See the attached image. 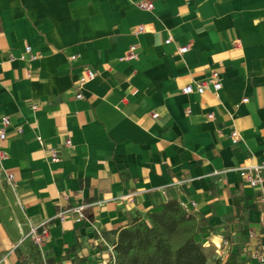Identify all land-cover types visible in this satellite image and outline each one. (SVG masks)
Instances as JSON below:
<instances>
[{
	"label": "crops",
	"instance_id": "0c3cea01",
	"mask_svg": "<svg viewBox=\"0 0 264 264\" xmlns=\"http://www.w3.org/2000/svg\"><path fill=\"white\" fill-rule=\"evenodd\" d=\"M3 118L0 264H106L167 202L206 264H257L264 171H241L264 165V0H0Z\"/></svg>",
	"mask_w": 264,
	"mask_h": 264
},
{
	"label": "rangeland",
	"instance_id": "374dc122",
	"mask_svg": "<svg viewBox=\"0 0 264 264\" xmlns=\"http://www.w3.org/2000/svg\"><path fill=\"white\" fill-rule=\"evenodd\" d=\"M152 213H141L134 219L130 227L136 232L134 248L125 257L115 255L116 264H149L158 255L156 247L167 248L173 255L176 247L190 239L194 225L180 208L170 207L165 217Z\"/></svg>",
	"mask_w": 264,
	"mask_h": 264
},
{
	"label": "built area",
	"instance_id": "2783aa9c",
	"mask_svg": "<svg viewBox=\"0 0 264 264\" xmlns=\"http://www.w3.org/2000/svg\"><path fill=\"white\" fill-rule=\"evenodd\" d=\"M137 6L140 9H145V10H152L153 9V4L151 2H139L137 4ZM142 29L139 28V31H141ZM167 42H169V40H167ZM30 50V48L28 46H26V52H28ZM180 53H184L187 51V47H182L179 48L178 50ZM136 53H135V46L130 47L127 55H126V59L131 60V59H135L136 58ZM92 76V72L90 70H86L85 72V77H82L80 79V83H83L87 78H90ZM212 84L213 89L216 91L220 88V84L217 81H209ZM209 82H200L198 83L195 88H193L192 86L188 85L182 88V92L184 94H191L193 92H196L198 94H202L206 88V84ZM76 98H81V94H77ZM243 102L247 101V98H244L242 100ZM35 108V107H34ZM152 117H156L155 114H152ZM209 117H212V114H209ZM1 129H0V139L4 140L5 139V128L9 125V120L7 118H3L2 122H1ZM17 132H20V128L17 129ZM231 139H232V143L233 144H237L240 137L238 135L237 132L233 131L230 135ZM70 144V140H66V145ZM0 155H2L0 153ZM56 154L55 152H52V161H56ZM262 171H264V165H254V166H249V167H245L242 169L241 171V178L242 181L244 183H246L249 186H257L258 184H260V182L262 181ZM12 175H7V179H11ZM86 206L84 205H79L76 208H74V212L78 214V221H81L82 219L85 218V211ZM59 217L60 220H63V212L59 213ZM260 228L262 230H264V217H262L261 221H260ZM97 234L99 235L97 241L100 243H105V241L103 240V238L100 236L99 231L97 230ZM29 236L31 238V240L33 241V243L37 246H41L45 239L48 237V231L44 226L41 227H32L29 231ZM251 237H253V234H250ZM201 248L204 247V245H200ZM107 251H108V255H109V259L106 262V264H116V257H115V251H114V246H108L107 247ZM255 259L257 264H264V242H259L258 246H257V251H256V255H255Z\"/></svg>",
	"mask_w": 264,
	"mask_h": 264
},
{
	"label": "trees",
	"instance_id": "16d2710c",
	"mask_svg": "<svg viewBox=\"0 0 264 264\" xmlns=\"http://www.w3.org/2000/svg\"><path fill=\"white\" fill-rule=\"evenodd\" d=\"M170 207H174L173 202H167L158 214H152L165 217ZM135 233L130 228L119 232L117 242L114 245L115 255L125 257L130 253L134 248ZM156 252L158 255L149 264H206V257L200 244L191 239H187L178 246L173 251V255L167 248L156 247Z\"/></svg>",
	"mask_w": 264,
	"mask_h": 264
}]
</instances>
